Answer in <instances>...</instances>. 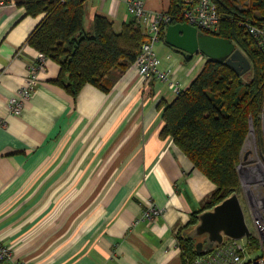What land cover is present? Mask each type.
Listing matches in <instances>:
<instances>
[{
    "label": "crops",
    "instance_id": "crops-1",
    "mask_svg": "<svg viewBox=\"0 0 264 264\" xmlns=\"http://www.w3.org/2000/svg\"><path fill=\"white\" fill-rule=\"evenodd\" d=\"M139 1L153 13L169 4ZM95 15L108 18L115 32L133 20L126 0H89L88 34ZM41 19L0 1V243L29 264H182L176 234L214 186L170 139L159 137V105L175 99L206 57L187 59L164 35L153 50L174 84L152 80L141 93L130 66L120 76L112 71L109 93L86 85L76 97L53 84L59 66L46 59L14 116L7 102L35 61L37 52L25 42ZM151 203L159 214L142 219Z\"/></svg>",
    "mask_w": 264,
    "mask_h": 264
},
{
    "label": "trees",
    "instance_id": "trees-1",
    "mask_svg": "<svg viewBox=\"0 0 264 264\" xmlns=\"http://www.w3.org/2000/svg\"><path fill=\"white\" fill-rule=\"evenodd\" d=\"M23 8L26 16H42L25 44L59 66L54 85L76 97L90 85L108 93L113 85L112 71L122 75L138 56L147 39L143 27L132 20L115 32L113 23L95 15L93 31H84V6L89 0H0ZM198 0H169L167 25L183 24V12ZM218 28L212 35L230 42L250 63V70L239 75L225 61L207 60L199 74L180 90L170 104H160L163 126L161 139H170L213 186L201 210L176 234L182 264L200 257L194 241L182 236L196 223L197 216L238 193V166L250 123L263 151L264 51L248 34L246 26L264 28V0H213ZM249 250L259 249L251 235Z\"/></svg>",
    "mask_w": 264,
    "mask_h": 264
},
{
    "label": "built area",
    "instance_id": "built-area-1",
    "mask_svg": "<svg viewBox=\"0 0 264 264\" xmlns=\"http://www.w3.org/2000/svg\"><path fill=\"white\" fill-rule=\"evenodd\" d=\"M128 13L145 30L147 39L142 44L141 50L132 66L143 82L152 80L170 83V71H160L159 61L153 50V46L160 41L161 28L169 22L164 13L148 12L139 0H126ZM183 20L198 31L212 35L218 28V16L213 0H198L196 4L185 9ZM247 32L257 42L259 48L264 51V28L246 26ZM46 58L37 53L35 61L27 67V75L22 87L15 96L7 102L10 114L20 116L26 102L30 99L37 86V74L43 69ZM174 84V83H170ZM180 88L179 84H176ZM160 210L151 203L142 213V219H151L159 214ZM262 213L253 214V226L255 233L251 234L259 244L256 251L249 250V238L237 241H226L211 253L198 257L192 264H264V219ZM0 264H29L15 257L10 249L0 243Z\"/></svg>",
    "mask_w": 264,
    "mask_h": 264
},
{
    "label": "water",
    "instance_id": "water-1",
    "mask_svg": "<svg viewBox=\"0 0 264 264\" xmlns=\"http://www.w3.org/2000/svg\"><path fill=\"white\" fill-rule=\"evenodd\" d=\"M164 35L165 43L187 59L199 54L209 61H225L240 76L250 70L248 60L230 42L204 34L188 24L168 26ZM182 236L194 241L199 256L211 253L226 241L250 238L238 194L202 211L197 216V223L189 231L182 232Z\"/></svg>",
    "mask_w": 264,
    "mask_h": 264
},
{
    "label": "rangeland",
    "instance_id": "rangeland-1",
    "mask_svg": "<svg viewBox=\"0 0 264 264\" xmlns=\"http://www.w3.org/2000/svg\"><path fill=\"white\" fill-rule=\"evenodd\" d=\"M139 84L141 93H145L149 90L150 83L143 82L141 78H139ZM262 123L264 127L263 117ZM261 137L262 141L264 142V129L262 131ZM256 141L257 138L251 127L250 133L242 150L240 165L238 166V174L241 178V181L237 194L243 208L246 226L248 227L251 234L255 233L251 214L264 212V157H261L258 154ZM246 171L252 176L247 177L245 179L246 181H244L243 175L247 173ZM261 207L263 208L261 209Z\"/></svg>",
    "mask_w": 264,
    "mask_h": 264
},
{
    "label": "flooded vegetation",
    "instance_id": "flooded-vegetation-1",
    "mask_svg": "<svg viewBox=\"0 0 264 264\" xmlns=\"http://www.w3.org/2000/svg\"><path fill=\"white\" fill-rule=\"evenodd\" d=\"M263 129H264V127H263ZM263 143H264V142H263ZM263 147H264V146H263ZM257 151H258V154L260 155V151H259L258 149H257ZM256 213H257V212H256ZM262 214H263V213H262ZM262 214H261V215H262ZM262 217H263V216H262ZM263 219H264V218H263Z\"/></svg>",
    "mask_w": 264,
    "mask_h": 264
},
{
    "label": "clouds",
    "instance_id": "clouds-1",
    "mask_svg": "<svg viewBox=\"0 0 264 264\" xmlns=\"http://www.w3.org/2000/svg\"><path fill=\"white\" fill-rule=\"evenodd\" d=\"M172 243L174 244V243H175V241L173 240V241H172Z\"/></svg>",
    "mask_w": 264,
    "mask_h": 264
}]
</instances>
